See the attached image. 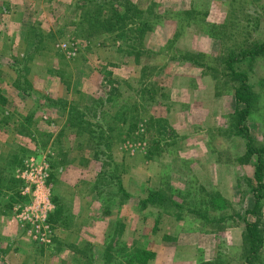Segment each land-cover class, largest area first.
Masks as SVG:
<instances>
[{
	"label": "rangeland",
	"instance_id": "374dc122",
	"mask_svg": "<svg viewBox=\"0 0 264 264\" xmlns=\"http://www.w3.org/2000/svg\"><path fill=\"white\" fill-rule=\"evenodd\" d=\"M263 41L264 0H0V264H244L264 199L228 63Z\"/></svg>",
	"mask_w": 264,
	"mask_h": 264
},
{
	"label": "trees",
	"instance_id": "16d2710c",
	"mask_svg": "<svg viewBox=\"0 0 264 264\" xmlns=\"http://www.w3.org/2000/svg\"><path fill=\"white\" fill-rule=\"evenodd\" d=\"M264 54V41L247 52L232 58L228 63L229 77L236 83V130L245 142L246 154L244 160L252 163L255 168L253 180L254 206L247 212L248 216H257L260 212L261 201L264 199V146H258L252 136L250 128V117L259 100L257 92L250 83L249 72L242 66L247 62L252 69L253 61ZM159 148V147H158ZM167 194L162 190L154 192L149 202L152 204L168 201ZM160 201V202H159ZM264 248V239L257 223L247 222L244 234V264H255L261 260Z\"/></svg>",
	"mask_w": 264,
	"mask_h": 264
},
{
	"label": "built area",
	"instance_id": "2783aa9c",
	"mask_svg": "<svg viewBox=\"0 0 264 264\" xmlns=\"http://www.w3.org/2000/svg\"><path fill=\"white\" fill-rule=\"evenodd\" d=\"M38 175H40V178L39 177H36V178H31V176H33V174H30V176L28 177L29 179H27L28 181H31L32 183H34L35 185H36V187H37V189H36V191H34L33 192V197L35 198V203L37 204V203H41V202H43L44 200H43V197L41 196V195H39V193L43 190V189H45V182L46 181H48V174L47 173H45L44 175H42V174H38ZM51 209V205H50V203L48 202L47 204H45V213L48 215V211ZM31 210L33 211L34 210V212H33V214L34 213H36L37 211H36V209L33 207V208H31ZM26 215V214H25ZM25 215H22L21 216V219H26V217H25ZM28 216V215H27ZM44 217H46V215L44 216ZM34 218V217H33ZM29 221H31L32 223H33V225H35L36 224V222H34V219H32V218H30L29 216H28V218H27ZM45 221H47V220H44V223H45ZM38 228H41L40 226H38ZM45 229V228H44ZM38 230V229H37ZM38 233H39V230L37 231ZM45 233H46V229H45V231H44Z\"/></svg>",
	"mask_w": 264,
	"mask_h": 264
}]
</instances>
